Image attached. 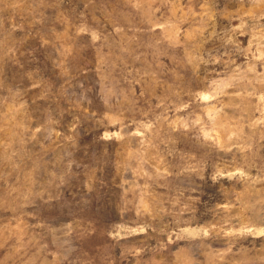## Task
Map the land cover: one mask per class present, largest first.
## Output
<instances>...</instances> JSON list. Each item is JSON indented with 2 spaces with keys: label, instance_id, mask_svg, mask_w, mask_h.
I'll list each match as a JSON object with an SVG mask.
<instances>
[{
  "label": "rangeland",
  "instance_id": "1",
  "mask_svg": "<svg viewBox=\"0 0 264 264\" xmlns=\"http://www.w3.org/2000/svg\"><path fill=\"white\" fill-rule=\"evenodd\" d=\"M0 264H264V0H0Z\"/></svg>",
  "mask_w": 264,
  "mask_h": 264
}]
</instances>
